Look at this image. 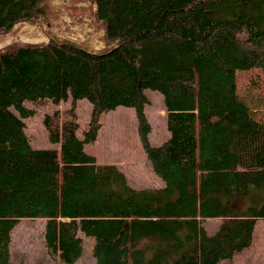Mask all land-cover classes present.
Returning <instances> with one entry per match:
<instances>
[{
	"label": "trees",
	"instance_id": "1",
	"mask_svg": "<svg viewBox=\"0 0 264 264\" xmlns=\"http://www.w3.org/2000/svg\"><path fill=\"white\" fill-rule=\"evenodd\" d=\"M68 1L70 23L89 19L102 47L47 29L63 13L51 0H0V36L38 20L47 38L0 47V264L26 217L45 219L44 245L62 264L82 255L80 233L94 264H218L248 247L264 219V111L249 110L237 73L264 90V0ZM147 88L166 110L158 145ZM79 99L90 104L80 133ZM118 105L133 107L160 185L134 187L84 149ZM36 114L50 146L27 136Z\"/></svg>",
	"mask_w": 264,
	"mask_h": 264
},
{
	"label": "rangeland",
	"instance_id": "2",
	"mask_svg": "<svg viewBox=\"0 0 264 264\" xmlns=\"http://www.w3.org/2000/svg\"><path fill=\"white\" fill-rule=\"evenodd\" d=\"M52 5L63 10L60 17L46 28L54 35L69 36L75 39L89 38L91 47L97 49L103 46L101 40L102 30L94 31L89 19L83 18L79 23H70L65 7L68 0H51ZM88 4L89 1L80 2ZM40 11H43L40 9ZM38 20H32L22 25L17 35L7 33L0 36V47L13 39L22 42L46 41L43 30L39 27ZM44 27V26H43ZM68 27V28H67ZM45 28V27H44ZM93 32V33H92ZM250 72L237 73L238 92L243 97L249 110L264 111V90L261 86L249 88ZM149 102L144 111L151 125L149 130V142L158 145L169 137L166 122V110L163 105L162 94L157 90L147 88L144 90ZM67 103L61 105L64 108ZM79 133L87 125L90 115V104L86 99L77 102ZM133 107L118 105L102 115L101 127L95 141L86 143L83 147L96 157V160L104 163L115 164L121 169L129 183L134 187L157 186L161 181L154 174L148 163L140 142ZM41 115L36 114L25 119V131L34 146H50L42 126ZM219 221L216 218H208L203 222L208 233H213ZM44 218H21L10 233L9 264H62L57 254L47 250L44 245ZM251 246L243 248L233 254L229 259H223L218 264H264V219L259 218L254 226ZM82 236L83 252L74 264H94L95 260L91 253L92 237Z\"/></svg>",
	"mask_w": 264,
	"mask_h": 264
},
{
	"label": "crops",
	"instance_id": "3",
	"mask_svg": "<svg viewBox=\"0 0 264 264\" xmlns=\"http://www.w3.org/2000/svg\"><path fill=\"white\" fill-rule=\"evenodd\" d=\"M96 161H97V160H96ZM97 162H99V161H97ZM99 163H104V162H99ZM157 186H158V185H157ZM135 187H137V186H135ZM250 246H251V245H250ZM250 246H249V247H250ZM244 249H245V248H244Z\"/></svg>",
	"mask_w": 264,
	"mask_h": 264
}]
</instances>
